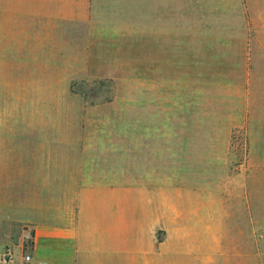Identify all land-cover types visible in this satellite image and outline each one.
<instances>
[{
  "label": "rangeland",
  "instance_id": "obj_1",
  "mask_svg": "<svg viewBox=\"0 0 264 264\" xmlns=\"http://www.w3.org/2000/svg\"><path fill=\"white\" fill-rule=\"evenodd\" d=\"M56 3L0 1L3 20L11 8L19 20L4 21L0 49V218L22 227L9 247L25 244L29 204L68 196L33 186L122 183L157 147L165 180L194 170L197 186L220 194L227 248L242 254L228 264H264V97L249 89L264 41L242 31L246 2L149 1L165 16L159 33L128 31L139 25H125L124 1L91 0L87 19L66 24L43 18Z\"/></svg>",
  "mask_w": 264,
  "mask_h": 264
},
{
  "label": "crops",
  "instance_id": "obj_2",
  "mask_svg": "<svg viewBox=\"0 0 264 264\" xmlns=\"http://www.w3.org/2000/svg\"><path fill=\"white\" fill-rule=\"evenodd\" d=\"M54 1L55 7L43 14V18L56 24L85 20L89 16L91 0ZM117 1L125 2L122 14L125 25H139L138 30L128 31L159 33L167 26L164 15L157 10L148 12L149 1L158 0ZM167 1H176L178 8V0ZM242 1L246 2L247 10L242 12L245 18L242 31L252 33L253 42H263L264 0H239L243 10ZM219 8V16H212L226 17L223 10L227 7L220 3ZM8 12L10 19L3 20L0 16V49L5 48L4 21L12 26L19 24L17 9ZM28 12L35 13L33 9ZM171 18V22L175 18L178 23V13H172ZM11 40L15 41L13 32ZM249 89L253 95L264 97V68L252 75ZM259 139H264L262 130ZM154 150L142 155L146 163L141 164V175H126L122 183L88 178L71 180L60 188L53 186L51 180L38 190L33 186V192L51 193L54 189L68 194L54 206L51 201H46L44 207L29 204L34 218L18 217L27 221L24 232L31 237L34 260L44 264H228L230 256L242 259V254L229 253L227 248V209L220 194L206 190L204 185L197 186L194 170L184 169L182 173L186 175L182 178L165 180L163 154L157 147ZM3 221H0V250L10 248L22 236L18 222L14 229L4 228Z\"/></svg>",
  "mask_w": 264,
  "mask_h": 264
},
{
  "label": "built area",
  "instance_id": "obj_3",
  "mask_svg": "<svg viewBox=\"0 0 264 264\" xmlns=\"http://www.w3.org/2000/svg\"><path fill=\"white\" fill-rule=\"evenodd\" d=\"M31 245L32 240L28 235L25 244H22L18 250L11 248L0 250V264H44L34 260Z\"/></svg>",
  "mask_w": 264,
  "mask_h": 264
}]
</instances>
